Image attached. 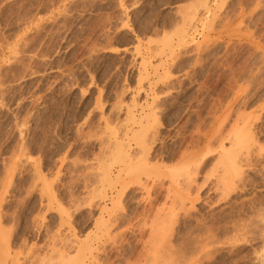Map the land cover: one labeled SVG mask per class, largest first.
<instances>
[{
	"label": "rangeland",
	"instance_id": "374dc122",
	"mask_svg": "<svg viewBox=\"0 0 264 264\" xmlns=\"http://www.w3.org/2000/svg\"><path fill=\"white\" fill-rule=\"evenodd\" d=\"M1 260L264 264V0H0Z\"/></svg>",
	"mask_w": 264,
	"mask_h": 264
},
{
	"label": "bare ground",
	"instance_id": "6f19581e",
	"mask_svg": "<svg viewBox=\"0 0 264 264\" xmlns=\"http://www.w3.org/2000/svg\"><path fill=\"white\" fill-rule=\"evenodd\" d=\"M146 143H147V142H146ZM117 144H118V143H117ZM146 145H147V144H146ZM118 147H119V146H118ZM118 147H117V148H118ZM149 147H150V145H149ZM151 147H152V146H151ZM118 149H119V148H118ZM126 149H127V148H126ZM145 150H146V149H145ZM120 151H121V149H120ZM142 151H143V150H142ZM122 152H123V151H121V153H122ZM145 152H146V154H147V156H148L147 150H146ZM117 153H118V152H117ZM124 153L126 154L127 152L125 151V152H123V154H124ZM143 154H145L144 151H143ZM127 155H128V154H127ZM127 155H126V157H125L126 160H128V159H127V158H128ZM117 156L119 157V154L116 155V157H115V158H116V159H115V162L118 160V157H117ZM128 156H130V153H129ZM130 157H132V156H130ZM130 157H129V159H131L132 162H133V157H132V158H130ZM143 158H144V157H143ZM119 159H120V158H119ZM121 159H122V157H121ZM122 160H123V159H122ZM131 160H130V161H131ZM144 161H145V160H144ZM128 162H129V160H128ZM134 162H135V160H134ZM117 163H119V162H117ZM117 163H116V164H117ZM120 163H121V162H120ZM130 163H131V162H130ZM135 163H136V162H135ZM123 164H124V162H123ZM127 164H129V163H127ZM128 166H129V165H128ZM128 166H127V167H128ZM150 166H151V165H150ZM125 167H126V166H125ZM125 167H123V169H124ZM153 168H155V167H153ZM121 169H122V168H121ZM123 169L120 170V168H119V170H120L119 173H116V175H115V177H116V178H115V182L117 181L118 183H121V185H119L120 188H121V190H120L118 193L116 192L117 194L114 195V196H116V199L119 198V197H122V194H123L125 191L128 190V188H129V186H130V182H131L130 179H131V178L133 179V177L128 178L127 175H130V174L125 175V176H126V178H125V176L123 175V173H124V174L128 173V170H127V172H126V171L123 172ZM187 171H188V169H187ZM177 172H178V171H177ZM177 172H176V173H177ZM191 172H192V171H191ZM129 173H130V172H129ZM178 173H179V172H178ZM193 173H194V172H193ZM183 174H184V173H183ZM190 174H191V173H190ZM190 174H188V175H190ZM177 175H178V174H177ZM186 175H187V174H186ZM188 175H187V176H188ZM187 176H186V177H187ZM127 179L130 180V182L127 181ZM177 179H179V178H177ZM132 181H133V180H132ZM139 181H140V180H139ZM188 181H189V180H188ZM115 182H114V184H115ZM134 182H135V181H134ZM141 182H142V181H141ZM195 182H196V181H195ZM137 183H138V182H137ZM131 184H132V183H131ZM135 184H136V183H135ZM140 184H141V183H140ZM187 184H188V183H187ZM115 185H117V184H115ZM137 185H138V184H137ZM184 185H185V184H184ZM138 186H139V185H138ZM189 186H190V185H189ZM140 187H141V186H140ZM143 187H147V186H143ZM148 189H149V187H148ZM148 192H149V191H148ZM187 192H188V191H187ZM186 194H187V193H186ZM188 194H189V193H188ZM186 199H187V198H186ZM111 200H112V199H111ZM118 200H119V199H118ZM194 200H195V199H194ZM196 200H197V199H196ZM119 201H120V200H119ZM119 201H118V202H119ZM115 202H116V200H115ZM116 203H117V202H116ZM120 203H121V202H120ZM118 204H119V203H118ZM116 206H117V205H116ZM117 207H118V206H117ZM115 208H116V207H115ZM115 208H114V209H115ZM118 210H119V209H118ZM114 211H116V210H114ZM114 211H113V212H114ZM114 216H115V214H114ZM117 220H118V219H117ZM118 222H119V221H118ZM118 222H117V223H118ZM115 224H116V223H115ZM116 226H117V225H116ZM7 255H8V254H7ZM7 257H8V256H7ZM5 258H6V257H5ZM6 259H7V258H6ZM2 260H3V259H2ZM2 260L0 261V264L3 262ZM10 260H11V259H10ZM14 260H15V259H14ZM4 261H6V260H4ZM11 261H12V260H11ZM13 262H14V261H13ZM15 263H16V262H15Z\"/></svg>",
	"mask_w": 264,
	"mask_h": 264
}]
</instances>
